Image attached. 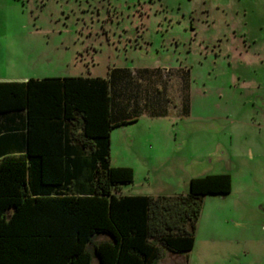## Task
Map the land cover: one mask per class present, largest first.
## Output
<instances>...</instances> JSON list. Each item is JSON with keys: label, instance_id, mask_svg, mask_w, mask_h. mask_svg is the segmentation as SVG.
Returning a JSON list of instances; mask_svg holds the SVG:
<instances>
[{"label": "rangeland", "instance_id": "obj_1", "mask_svg": "<svg viewBox=\"0 0 264 264\" xmlns=\"http://www.w3.org/2000/svg\"><path fill=\"white\" fill-rule=\"evenodd\" d=\"M111 1L126 15L124 26L135 28L131 0ZM159 2L165 10L149 11L144 34L120 28L119 37L108 36L110 44L93 29L78 31L91 20L80 9L76 21L78 0H44L42 8L34 0H0V75L106 76L116 66L154 68L158 84L167 80L171 102L166 114L144 112L112 130V165L135 173L115 192L175 196L189 192L193 177L229 173L227 196L203 198L190 264H264V157L248 154L256 135L251 126L264 123V0ZM92 23L100 29V20ZM161 26L171 27L162 33ZM182 69L190 70L189 115L182 113ZM181 259L172 254L159 264Z\"/></svg>", "mask_w": 264, "mask_h": 264}, {"label": "trees", "instance_id": "obj_2", "mask_svg": "<svg viewBox=\"0 0 264 264\" xmlns=\"http://www.w3.org/2000/svg\"><path fill=\"white\" fill-rule=\"evenodd\" d=\"M155 74L116 66L106 76L0 81V115L24 112L27 124L24 148L0 154V264H159L172 254L188 264L203 198L227 196L229 173L193 177L175 196L115 192L135 173L112 165V130L166 114L171 102Z\"/></svg>", "mask_w": 264, "mask_h": 264}, {"label": "flooded vegetation", "instance_id": "obj_3", "mask_svg": "<svg viewBox=\"0 0 264 264\" xmlns=\"http://www.w3.org/2000/svg\"><path fill=\"white\" fill-rule=\"evenodd\" d=\"M34 1L37 2L41 8L45 4L44 0H34ZM78 1H79L78 6H77L78 9L74 8L75 9L74 14H75L76 21L79 23V20H77V14L79 13L80 9H82V11L83 10L87 11L88 15L91 18V20L89 22L87 21L86 24L85 23H82V24L79 23L78 31L80 32L81 29L85 30L88 27L90 29H93L94 33H96L101 38V40H104L107 42H109L108 36L110 34H112V32H114V35H117V37L120 36L121 32H123L122 30L119 32L120 28L126 29L128 32H132V33H137V31L141 30V32L144 34V32H145L144 21H145L146 16L149 15V11L152 10V8H154V11L156 14V13L163 12L165 10L164 5L161 2H159V0H131V2L129 4L132 8L130 9V12L128 14V20H131V21L137 20V24H136L135 28L128 29L127 26H124L126 15L122 11H120L119 8L114 6V4L111 0H78ZM140 2H143L144 6H145V4H148V8L146 10H144V9L141 10L140 9V6H141ZM157 3L161 6L160 11L156 7ZM105 12H106V14H105ZM64 15L68 18V17H70L71 12H67L66 14L64 13ZM94 15L97 17H95ZM96 19L101 21L100 29H95V26L92 23ZM171 26H169V28ZM141 27H143V28L141 29ZM160 28H163L162 33L169 30V28L166 26H164V27L161 26ZM109 43L112 44V42H109ZM165 45H168V44L165 43L164 46ZM113 46H115V45H113ZM127 48H131L133 50L139 49V48H134V47H130V46H128ZM123 49H125V48L123 47ZM144 49H146V48H144ZM159 67L174 68V67L167 66V65H164V66L159 65Z\"/></svg>", "mask_w": 264, "mask_h": 264}, {"label": "crops", "instance_id": "obj_4", "mask_svg": "<svg viewBox=\"0 0 264 264\" xmlns=\"http://www.w3.org/2000/svg\"><path fill=\"white\" fill-rule=\"evenodd\" d=\"M46 77H63V76H45V77H34V78L41 79ZM28 79L29 78L27 77L7 78V74L0 75V81H27ZM191 97H192V90H191ZM263 106H264V100H263ZM257 118H259V116ZM253 124L254 125L251 126L252 127L251 129H253L254 134L256 135H253L254 137L251 140L248 154L251 157L253 156L264 157V123L260 122L257 124L256 123ZM26 130H27L26 114L24 112H13V113L0 115V139H3L0 140L1 141L0 146L1 147L3 146L0 150V154L2 153L14 154L22 150L26 143ZM189 258L190 256L188 254V264H190Z\"/></svg>", "mask_w": 264, "mask_h": 264}]
</instances>
